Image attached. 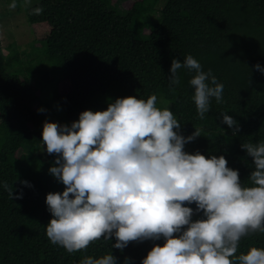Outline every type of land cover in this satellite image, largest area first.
Listing matches in <instances>:
<instances>
[{
    "label": "trees",
    "instance_id": "16d2710c",
    "mask_svg": "<svg viewBox=\"0 0 264 264\" xmlns=\"http://www.w3.org/2000/svg\"><path fill=\"white\" fill-rule=\"evenodd\" d=\"M22 1L14 0L17 8ZM159 1L122 7L112 0H39L27 19L47 24L43 37L28 50L9 44L10 56L0 38V264H80L110 253L116 264H141L153 245L163 246L161 238L117 250L113 236L68 253L46 235L53 218L46 195L65 186L49 173L56 156L41 151L44 122L70 126L83 111L106 110L117 98L155 94L157 107L169 108L181 123L179 134L201 130L185 152L224 156L241 184L252 186L254 164L241 145L264 142V74L253 67L264 68V0H165L156 9ZM37 7L43 12L34 14ZM187 55L224 85L223 102L212 98L203 120L189 84L195 73L181 68L180 83L169 85L172 60L183 63ZM222 113L237 121L235 135ZM203 218L200 212L192 220ZM251 247L264 249V233L243 237L236 255Z\"/></svg>",
    "mask_w": 264,
    "mask_h": 264
},
{
    "label": "clouds",
    "instance_id": "9594fccd",
    "mask_svg": "<svg viewBox=\"0 0 264 264\" xmlns=\"http://www.w3.org/2000/svg\"><path fill=\"white\" fill-rule=\"evenodd\" d=\"M9 8L15 9V2ZM253 67L264 74L259 64ZM181 68L195 73L189 84L203 120L212 98L223 102L224 85L187 55L183 63L172 60L170 87L180 83ZM221 116L235 135L237 121ZM180 128L169 108L157 107L155 94L147 100L117 98L103 111L85 110L70 126L45 121L42 144L56 156L49 173L65 186L46 195L53 217L46 226L51 243L74 253L101 238L114 236L117 250L129 242L163 238V246L153 245L141 264H264L262 248L236 255L243 237L264 233V142L241 145L255 168L249 176L252 186L245 187L224 156L185 152V144L201 130L185 137ZM3 187L13 198L12 186ZM193 203L195 209L184 206ZM200 212L204 218L193 221ZM80 264H116V258L111 253L87 256Z\"/></svg>",
    "mask_w": 264,
    "mask_h": 264
},
{
    "label": "rangeland",
    "instance_id": "374dc122",
    "mask_svg": "<svg viewBox=\"0 0 264 264\" xmlns=\"http://www.w3.org/2000/svg\"><path fill=\"white\" fill-rule=\"evenodd\" d=\"M39 0H23L19 8L10 9L9 5L14 0H0V38L7 56L12 54V47L8 45L13 43L19 51L28 50L31 48L34 40L44 36V31L47 30L46 23L31 24L27 19V9ZM122 7H129L133 0H112ZM165 0H160L156 6L161 8ZM157 14V12H155ZM36 43V42H34ZM67 80H64L62 87L67 89ZM41 151L47 154L44 146Z\"/></svg>",
    "mask_w": 264,
    "mask_h": 264
}]
</instances>
